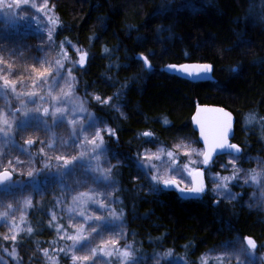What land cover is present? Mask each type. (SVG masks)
Here are the masks:
<instances>
[{"label": "trees", "instance_id": "1", "mask_svg": "<svg viewBox=\"0 0 264 264\" xmlns=\"http://www.w3.org/2000/svg\"><path fill=\"white\" fill-rule=\"evenodd\" d=\"M46 4L55 21L49 32L52 48L41 52L49 37L25 23L0 24L1 72L29 82L32 58L46 55L51 61L58 45L67 48L71 58L75 51L85 56L72 76L82 99L92 92L109 100L108 104L89 100L88 107L116 131L107 148L115 161L113 201L122 204L114 202L111 208L125 213L121 240L131 245L135 260L149 264L157 256L163 261L171 252L172 257L197 264L205 252L221 248L235 236L251 237L257 245L263 242L264 206H250L244 189L229 201L208 190L181 199L174 188L165 190L162 185L157 186L158 194H150L137 159L144 147L167 148L178 137L196 140L190 122L195 106L217 105L234 116L232 142L241 149L238 164L258 162L264 168V0H46ZM185 63L209 64L211 78L189 79L161 71ZM248 117H253L251 123H245ZM145 132L151 137H144ZM46 136L47 130L14 133L13 144L1 149L0 168H11L8 160L19 159L24 163L14 179H29L28 172L40 168L41 162L36 164L22 152L29 148L24 141ZM38 144L29 148L33 156ZM252 156L256 158L251 161ZM217 160L224 161V156ZM34 180L38 186L34 193L43 190L44 195L28 210L24 224L28 233L14 242L20 264H42L43 253L55 239L46 217L55 208L60 182L48 172Z\"/></svg>", "mask_w": 264, "mask_h": 264}, {"label": "snow or ice", "instance_id": "2", "mask_svg": "<svg viewBox=\"0 0 264 264\" xmlns=\"http://www.w3.org/2000/svg\"><path fill=\"white\" fill-rule=\"evenodd\" d=\"M2 3V0H0ZM27 4L28 0H14V4L17 9L20 8L21 4ZM12 7V5H9ZM52 48L51 36L49 37V43L44 48H41V52H46ZM108 52V49H104ZM85 60V56H80L81 65ZM33 64L29 76L32 77V86L34 89H40V91H29L21 94V108H17L15 112L10 113L12 121L17 124V127L13 128V123L5 120L4 127L0 128V132L4 133V136L11 142L12 137L9 136V132H15L17 135H23L28 131H41L48 130L50 126L57 125L59 123L67 122L68 125L72 126V131L68 141H60L59 144L46 143L45 141H37L34 139H26L24 143L29 148L34 147L36 143H40L41 147L36 156L29 151V148L22 149V152L26 153L29 158L35 161L36 164H40L41 159L43 160L42 167L36 171L28 172V177L34 179L41 173L49 172L53 167L55 168V175L58 179L65 176V173L71 170L73 173L77 169L81 170L84 174L82 179L76 182L77 187L69 190L67 195H71V191H75L76 195H71V205L67 211L70 215L67 217L71 224L67 226V230L64 227H58V232H63L64 235L61 237L65 241V247L59 248L58 253H63L64 257H67L71 253L70 259L72 264H135V254L129 251L131 245L125 244L123 250L117 248L120 244V237L123 236V232L117 229L124 223V211L123 209L116 210L110 207L111 204L121 203L122 201H113L104 192V200H97L96 193L100 192L101 188L107 189L111 186L113 181L111 176L113 174L112 168H102L100 164V157L104 156L107 159V141L105 140L104 133L107 132L108 137L116 136V131L111 128H104L102 125L106 124V121L100 120L99 124L96 123V118L91 113L87 112L86 105L89 104L87 100L81 101L79 97L75 95L78 89L74 85L75 78L72 80L66 79L62 68V65L58 60L53 62L49 61L47 56L33 57ZM4 63L0 60V64ZM147 63V60H145ZM37 65H44V67H37ZM195 68V73L189 71V68ZM177 69L176 65H168L166 68L161 69L164 72H171ZM179 69L183 73L187 74L189 78L193 75L199 77L202 73H208L210 65L208 64H197V65H180ZM5 71H7L5 69ZM71 71V70H70ZM235 71V70H234ZM12 76L16 73L12 72ZM67 86L68 91H64L61 88L59 95H54L55 87L60 85V82ZM0 83L4 89L11 88L12 92H16V88L20 86L21 82L15 79H10L8 75H0ZM27 87L26 84H24ZM97 102L101 101L99 96L94 98ZM115 99H119L116 96ZM104 104H108L109 100H104ZM28 105H32L31 108ZM47 105V106H45ZM199 110V109H198ZM205 112L214 113L211 116H204L200 119L193 117V120L199 125L200 137L203 141V150L192 149L190 145L177 144L175 148L180 150L184 149L183 155L189 157L188 163H184L183 167H180L178 162V155H174L173 151H168L167 156L171 162V170L174 176H180V181L176 178L161 180L159 174H152L149 183V193L158 194V185H163L166 189L170 187L176 188L181 193V199L185 196H200L205 192L204 175L205 171H210L211 167L216 163V157L222 153H228L231 156L229 163H233L234 160L240 158V148L236 144L229 143V134L232 130V117L229 113L223 109H205ZM84 114L85 118L78 122L77 115ZM70 117V118H69ZM253 117H248L245 123H251ZM51 122V125L50 123ZM31 124V127L28 125ZM165 126H168V122L164 121ZM87 133V135H85ZM144 137H151V133L145 132L142 134ZM196 141H191L195 143ZM89 145L91 148H89ZM47 150L61 152L55 156V165L52 163V158L47 155ZM68 149L73 151L79 149L78 155H68ZM196 155L202 157L199 160H192L191 157ZM4 156L0 154V162H2ZM161 158L159 155H148L147 153L141 158V166L146 169L145 178L147 179V172H152L156 167L155 164H145L143 161H159ZM95 161V163H93ZM23 161L17 159L16 161L8 160V164L12 165L11 168L3 167L0 168V184H11L15 183L14 175H16V169L23 167ZM202 164L203 168L190 165ZM162 166L168 167L169 165L164 164ZM222 168H227V165L221 164ZM91 173V177L87 174ZM188 179L184 178V174ZM264 172L251 173V179L253 182H259L261 187H264ZM227 181L229 178H222ZM98 182H102L98 183ZM89 183L96 185L94 188H89L88 192L79 191V188L88 187ZM183 183L184 187H179V184ZM64 188V185H61ZM219 189H214L218 191ZM92 193V195H89ZM44 195L43 192L38 193ZM225 195L224 193H220ZM228 198L235 200L236 196L227 194ZM34 199V198H33ZM64 199H57V203H61ZM27 204H32V201H25ZM95 205L99 208V213L94 210L90 211L89 206ZM12 207L11 204L8 205ZM79 217V219H77ZM57 217L53 215V219ZM115 225L116 228L112 230V239L104 240V224ZM30 231V230H29ZM87 233V234H85ZM7 239V237H5ZM12 240H16V236L13 235ZM100 239V244L93 246L96 239ZM71 242L70 244L67 242ZM247 248H241L239 250L231 249L227 244L221 245L224 249L225 255L237 254V255H254V251H248V249L255 250L257 245L253 238L244 237V241ZM111 246V250H109ZM79 253V254H78ZM45 255H48L45 250ZM103 255L110 259L99 261L98 257ZM171 252L165 253L164 256H170ZM115 257V259H111ZM52 264H58V261L53 260Z\"/></svg>", "mask_w": 264, "mask_h": 264}, {"label": "rangeland", "instance_id": "3", "mask_svg": "<svg viewBox=\"0 0 264 264\" xmlns=\"http://www.w3.org/2000/svg\"><path fill=\"white\" fill-rule=\"evenodd\" d=\"M9 5H12V7H9ZM11 24V27L16 26L17 24L25 23L24 26L32 27L34 31H42L46 37H49V32L51 29H53L55 21L52 17V13L50 11L49 6L46 4V0H28L27 4H21L20 8L17 9L14 0H2V3H0V24ZM13 24V25H12ZM73 48V47H70ZM74 57H70V52H67V48L63 45H58L54 54L51 56V62H53V66L55 65V61H59L64 67L61 69L65 78L72 80V72L76 65H80V54L75 51ZM41 67H44L42 65ZM71 70V71H70ZM0 75H4L1 72L0 69ZM24 84L27 85V87L24 86ZM74 85L76 86V82L74 81ZM61 88L64 89V91H68L67 86L63 83V81L60 82L59 86L55 87L54 95H59ZM29 91H40V89H34L32 86V79L29 82H23L16 88V92H12L11 88L4 89L2 86V83H0V128L4 127V121L7 120L11 123H13V128L15 129L17 127V124L12 121V117L10 113L15 112L17 108H21V94ZM81 94V93H80ZM79 93H75L77 97L80 98L81 101L83 100H92L97 102L94 98L97 96L96 94L89 92L83 99L81 98V95ZM90 98V99H89ZM104 100L101 99L100 103H103ZM4 105L6 109L3 110L1 107ZM47 106V105H45ZM29 108L32 107V105H28ZM113 108L116 110L118 107L117 105H113ZM86 109L88 113H91L94 118H96V123L99 124L100 118L96 117L95 114L91 109H89L88 105H86ZM70 118V117H69ZM84 114H78L77 120L78 122L82 119H84ZM51 125V122H49ZM29 124L28 126H30ZM104 128H110L107 124L102 125ZM72 131V126L68 125L65 121L64 123H59L54 126H50V128L47 130V135L43 140L46 143H53L59 144L60 141H68L70 133ZM14 133L15 132H9V136L12 137L11 142L8 141V139L4 136L3 132H0V153L1 149L4 146H7L8 144H13L14 142ZM87 135V133H85ZM105 140L109 141V139L113 137H108L107 132L104 133ZM41 140V141H43ZM113 140V139H112ZM191 141H196L192 138H182L178 137L173 139L169 146L167 148H163L159 145H152L149 147H144L142 149L138 159L137 163L139 167L144 171V175L146 173V169L141 166V158L147 153L148 155H159L160 160L159 161H143L145 164H155L156 167L153 169L152 172H147V179L150 183V178L152 174H159L160 179H172L176 178L178 181H180V176L176 175L174 176L172 170H171V162L167 156L168 151H173L174 155H178L179 157V164L180 167H183L184 163H188L189 157L183 155L184 149L181 148L180 150H177L175 148V145L177 144H183V145H190L192 149H198L202 150L201 146L196 141L195 143H191ZM27 147H29L27 145ZM36 153L39 152V149L41 147V144L39 143L37 146ZM89 148L91 146L89 145ZM108 149V148H107ZM47 155L52 158V163L55 165V156L58 154H63V151L56 152V151H50L46 148ZM79 149L73 151L72 149H68V155H78ZM256 158V156H252L250 159ZM192 160H199L202 159V157H198L196 155H193L191 157ZM231 159L230 155L224 156V161H218L216 159V163L211 167L210 171H205L204 175V183H205V189L211 192L215 197L218 199H222L225 201L231 200L228 198L227 194H231L236 196V193L242 192V189H244V194L247 197L245 200H247L251 205L253 203H257L259 206H264V187H261V184L259 182H253L251 179V173L253 171L259 173L264 172V168L259 165L258 162H253L251 166H242L241 164H238L237 159L233 161V163H229V160ZM246 159V158H245ZM247 162L249 159H246ZM254 160V159H253ZM95 163V161L93 162ZM42 159H41V167H42ZM100 164L102 168H112L115 164V161L110 157V155L107 153V159L105 160L104 156L100 157ZM164 164L169 165L168 167L162 166ZM221 164L227 165V168H222ZM196 166L203 168L202 164L197 165H190V167ZM54 167L51 169V172H48L51 175H55V169ZM53 170V171H52ZM83 173L81 170L77 169L75 173H73L71 170L67 171L65 173V176L60 178V180L56 177V181H59L56 185L57 191H56V198L54 200V210L49 211L47 213L46 220L48 223H52L53 227L55 229V239L53 240L52 247L47 250L48 255L46 256L45 253H43L42 257V264H52L53 260L58 261V264H72V261L70 259L71 253L67 257H64L63 253H58L59 248L65 247V241L61 239V237L64 235L63 232H58V227H64L65 230H67V226L72 223L67 217L70 215V213L67 211L68 207L71 205V195H76L75 191H71V195H67V192L69 190L75 189L77 187L76 182L83 177ZM89 177H91V173L87 174ZM145 177V176H144ZM228 177L229 179L227 181H224L222 178ZM184 178L188 179L186 176V173L184 174ZM264 179V178H262ZM16 182L11 184H1L0 185V264H20L19 257L16 254V250L14 247V242L12 240V236L15 235L16 239L18 235L21 233H28L25 224V218L28 214V210L30 209L31 205L33 203H36L39 201V194L34 193V188L36 189L37 184L34 179H21V178H15ZM113 181V179L111 178ZM101 183L102 182H98ZM61 185H64V188H61ZM162 185V184H161ZM180 187H184L185 185L183 183L179 184ZM39 187L41 188V185L39 184ZM96 185L89 183L88 187H82L79 188V191L82 192H88L89 188H94ZM45 188V187H43ZM116 189V185L113 182L110 187L107 189L101 188L100 192L96 193V199L97 200H104L105 203H107V200L104 199V192H107L108 196L113 200V193ZM214 189H219L218 191H214ZM43 192V190H41ZM220 193H224L225 195H221ZM62 195L64 196V199L61 201V203H57V199L61 198ZM89 195H92V193H89ZM43 196V195H42ZM34 198V199H33ZM244 200V201H245ZM25 201H32V204H27ZM251 202V203H250ZM11 204L12 207L9 208L8 205ZM111 207V205H110ZM90 211H95L96 213H99V208L95 205L89 206ZM114 209V208H113ZM57 217L56 219H53V215ZM79 219V217H77ZM116 226L112 224H104V240H110L112 239L111 232L113 229H115ZM121 231V229H117ZM87 234V233H85ZM7 237V239L5 238ZM120 239V244L117 245V248L123 250V246L127 243ZM244 238L234 237L232 240H230L227 245L230 246L231 249L239 250L242 247L247 248V245L243 243ZM100 239L97 238L95 241V244L93 246H97L100 244ZM67 243H71L70 241ZM128 245V244H127ZM257 245V244H256ZM109 250H111V246H109ZM130 250V249H129ZM248 251H254V255L247 256V255H237V254H231V255H225L224 249L221 247L219 249H212L207 252H205L201 258L198 260L197 264H264V241L261 242L259 245H257L255 250L248 249ZM79 254V253H78ZM110 259L109 257H105L103 255H100L98 257L99 261ZM111 259H115V257H112ZM163 261L155 256L151 257L149 260V264H189L187 261H185L183 258L178 257H163ZM142 261L135 260V264H140ZM127 264V262H125Z\"/></svg>", "mask_w": 264, "mask_h": 264}, {"label": "water", "instance_id": "4", "mask_svg": "<svg viewBox=\"0 0 264 264\" xmlns=\"http://www.w3.org/2000/svg\"><path fill=\"white\" fill-rule=\"evenodd\" d=\"M197 64H207V63H185V64H181V65H190L191 66V65H197ZM179 66L180 65H177V69L172 71V72H174L175 74L180 75L182 77L189 78L187 74L183 73L182 70L179 69ZM189 71L195 73L197 71V69L190 67ZM210 78H211V66H210V69H209L208 73H206V74L202 73L199 77L193 75V77L189 78V79L207 80V79H210ZM205 109H223L225 112H227V113H229L231 115L233 123H232V130H231V132L229 134V143L236 144V143L232 142L235 119H234L233 114L230 111H228L227 109H225V108H223L221 106H217V105H196L195 108H194V111H193V113H192V115L190 117V122H191V127H192L193 131L196 134V141L201 146L202 150L204 148V144H203V141H202V139L200 137L199 125L193 120V117H197V119H200V118H202V117H204L206 115L207 116H211V115L214 114V113H211V112H205ZM240 152H241V149H240ZM222 155H230V154L225 152V153H222V154L218 155L217 157L222 156ZM162 187H163V185H162ZM170 188H174V187H170ZM174 189L176 190V188H174ZM176 191L181 196V193L178 190H176ZM189 196H191V195H188V196H185V197H189ZM193 197H197V196H193Z\"/></svg>", "mask_w": 264, "mask_h": 264}]
</instances>
